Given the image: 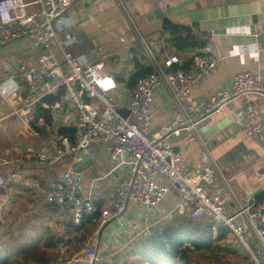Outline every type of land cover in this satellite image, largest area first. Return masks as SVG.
Returning <instances> with one entry per match:
<instances>
[{"label":"built area","instance_id":"built-area-1","mask_svg":"<svg viewBox=\"0 0 264 264\" xmlns=\"http://www.w3.org/2000/svg\"><path fill=\"white\" fill-rule=\"evenodd\" d=\"M86 4L87 0H0V48L20 41H29L37 49L45 47L31 63L9 60L5 64L0 96L13 107L17 101L26 103L23 108L14 109L16 116L31 115L38 106L48 111L51 123L43 118L33 120L35 129L49 137L45 143L43 137L35 134L42 144L37 155L41 164L55 166L66 158L73 161L72 166L61 171L60 184L44 193L45 204L54 209L57 220L80 227L85 217L97 213L102 225L112 220L121 223L131 205L153 211L170 194L178 195L175 206L160 217L147 218L144 227L134 231L128 240L116 238L114 252L102 255L90 243L84 244L82 255L91 264H116L111 261L113 256L127 253L134 242L160 232L163 225L177 217L209 221L214 227L228 229L240 255L251 264H264V202L253 196L241 197L234 190L200 131L212 115L222 114L237 97L263 94L261 75L240 72L207 99L196 98V83L211 77L219 64L211 50L214 35L208 38L205 51L194 55L189 72L173 70L179 59L169 56L161 61L125 3L118 0L143 52L132 58L137 57L152 70L126 91L106 72L102 62L81 63L66 51L62 41L65 31L57 25L73 8ZM50 44L58 47L61 60ZM163 87L174 104L173 118L168 127L154 130L151 105L155 93ZM48 96L57 99L43 102ZM121 110L128 112L126 117L120 114ZM235 119L248 136L256 137L264 151V115L258 116L250 100L236 111ZM64 128L71 129L73 136L60 135ZM173 135L189 136L199 143L201 156L195 167L188 166L176 150ZM100 149L106 152L115 170L121 171L106 209L97 206L104 178L98 177L87 187L83 174L74 168L82 160L81 154ZM6 187L0 173V189ZM71 263L67 260L61 264Z\"/></svg>","mask_w":264,"mask_h":264},{"label":"crops","instance_id":"crops-1","mask_svg":"<svg viewBox=\"0 0 264 264\" xmlns=\"http://www.w3.org/2000/svg\"><path fill=\"white\" fill-rule=\"evenodd\" d=\"M120 1L125 3L161 61L169 56L179 59L180 63L173 67L186 66L190 70L194 55L204 49L176 51L172 44L173 37L163 33L165 20L179 26L182 35L190 33L205 48L210 35H214L215 42L211 50L218 57L219 64L211 77L196 83L193 88L196 98L207 99L215 91L226 87L235 74L243 71L258 73L264 80V0ZM156 3L162 16L156 15ZM57 27L65 31L62 41L68 53L81 63L102 62L106 72L124 90H130L128 82L138 72L132 55H135V50H142L123 10L118 7V0H87L84 7L77 6L65 15ZM50 48L57 55L55 49L58 47L50 44ZM43 50L35 48L29 41L0 48V83L4 80L5 64L9 60L31 63ZM58 58L61 60V56ZM22 99L26 100V96ZM247 99L255 107L258 116H263L264 93L240 96L227 104L222 114L212 115L200 131L234 190L241 197L253 196L259 202H264V151L256 137L248 136L241 127L240 132H232V129L236 130L235 123L239 124L235 113L245 105ZM25 105L17 101L13 107L0 96V130L6 133L12 122L10 132L13 135L17 131L15 137L18 141L0 157V163L5 162L0 166V173L8 182L6 188L0 189V264L7 257L11 258V254L23 250L31 252L33 260L28 264H61L67 260H72L71 264H91L82 255L84 244L90 243L102 255L110 254L116 250V238L128 240L134 231L144 227L147 218L153 220L160 217L177 203L178 195L172 193L156 210L147 211L131 205L121 223L112 220L102 225L100 218L99 222L88 225L82 232H72L68 228L70 223L57 220L54 209L45 204L44 193L60 184L61 171L72 166L73 161L66 158L55 166L39 162L37 155L42 144L35 134L39 137L47 135L34 127L36 107L31 115L15 117L14 109ZM173 111L174 104L166 88L159 89L151 105L154 130L168 127L172 122ZM171 138L188 166L195 167L201 156L199 143L189 136L178 138L173 135ZM51 150L54 149L51 147ZM83 156H88L90 160L85 161L82 157L74 168L83 164L79 171L87 187L98 177L104 178L103 192L97 205L106 209L121 171L115 170L102 149L92 150V153ZM65 162L66 167L58 171ZM24 171L30 175L23 176ZM55 172L58 174L55 175ZM51 238L61 241H53L52 244L49 241ZM129 251L121 256H113L111 261L116 264L133 262L128 258ZM23 259V256L19 257V260Z\"/></svg>","mask_w":264,"mask_h":264},{"label":"trees","instance_id":"trees-1","mask_svg":"<svg viewBox=\"0 0 264 264\" xmlns=\"http://www.w3.org/2000/svg\"><path fill=\"white\" fill-rule=\"evenodd\" d=\"M163 33H169L170 36L173 37L172 44L174 45L176 51L205 49V45L198 42L190 35V33H187L186 31V36L182 35L180 27L174 25L168 20H165ZM134 54L135 56H141L142 51L135 50ZM132 61L134 62L135 67H137L138 72L128 82L129 89H133L139 79L152 73V70L150 68H146L142 64V61H139L137 57L133 58ZM178 69L185 72H189L191 70H189L186 66L173 67V70ZM56 99L57 97L48 96L44 98L43 102L52 103L56 101ZM39 118L45 119L47 124L51 123L48 111L40 106H38L35 111L34 120ZM59 133L60 135H69L70 137L73 136V131L71 129L64 128L61 129ZM97 206L99 209L101 208L100 204ZM100 218V213L93 216H87L84 218L80 227H75L70 223L68 228L69 230L71 229L72 232L78 234L88 225L99 222ZM213 229L214 225L209 221H198L192 220L188 217H177L173 221L163 225L160 228V232L159 230L155 231L153 235L147 239L135 243V246L128 254V258L133 261L129 264H194L192 261L193 254H200V256H203L206 253L211 254L215 249H217L220 253H227L231 247L229 245V237L231 233L226 228L217 227L218 237L217 240H215ZM186 236H189V239H186ZM49 241L54 244L53 241H57V243H59L61 239L56 240L55 238H51ZM188 242H190V244H188ZM221 242H223L225 246L217 247V245ZM234 252L236 251L234 250ZM30 253V251L25 250L16 252L11 254V258L7 257L1 264H28L30 260H33ZM21 256L24 257L23 260H19V257ZM34 260L39 261L38 259Z\"/></svg>","mask_w":264,"mask_h":264},{"label":"rangeland","instance_id":"rangeland-1","mask_svg":"<svg viewBox=\"0 0 264 264\" xmlns=\"http://www.w3.org/2000/svg\"><path fill=\"white\" fill-rule=\"evenodd\" d=\"M55 51H56L57 55L60 56L59 49L56 48ZM152 51H153V49H152ZM15 117H17V116H15ZM11 125H12V122L9 124V127L10 128H9V130H7L6 133H3V131L0 130V157L4 156L6 154V150H8L10 147H13V145L16 144V142H18L16 140V137H15L17 131H15V133L13 135L10 132L11 131V128H12ZM48 139H49L48 136L47 137H43V140H44L45 143H48L47 142ZM15 147H18V146L15 145ZM66 165H67V162H65L64 164L60 165L59 168H58V171H61L64 167H66ZM57 174L58 173L55 172V175H57ZM22 175L23 176H25V175L28 176L30 174H28V173H26L24 171L22 173ZM7 186H8V182H7ZM213 234H214L215 240H217V237H218V229H217V227H214ZM186 239H189V236H186ZM229 239H230V242H229L230 244L229 245L231 247H230V250H228V252L226 251L227 253H223V252L220 253L219 251H217V249H215L211 254L206 253L203 256H200V254H198V255L197 254H193L192 255V257H193V259H192L193 263L194 264H251L250 261L243 260L242 256H239V253L238 252H234V247H233L234 239H233L232 235H230ZM187 241H189V240H187ZM135 243H137V242H134L130 246V249H129L130 251L135 246ZM188 244H190V242H188ZM223 246H225V244L223 242H221L219 245H217V247H223Z\"/></svg>","mask_w":264,"mask_h":264},{"label":"water","instance_id":"water-1","mask_svg":"<svg viewBox=\"0 0 264 264\" xmlns=\"http://www.w3.org/2000/svg\"><path fill=\"white\" fill-rule=\"evenodd\" d=\"M156 15H159V16H162V12H161V10L159 9V5L156 3ZM43 49H45V47H43ZM120 114L121 115H123V116H127V114H128V112H126L125 110H121L120 111ZM230 122V121H229ZM235 128H236V130L235 129H232V132L233 133H238V132H240V126H239V124H237V123H235ZM234 139H235V136L233 137ZM97 154H95V156H96ZM81 156L83 157V159L85 160V161H87V160H90V158L88 157V156H83V154H81ZM94 156V155H93ZM82 163L80 164V165H78V166H76V168L75 169H77V170H80L81 168H82Z\"/></svg>","mask_w":264,"mask_h":264}]
</instances>
